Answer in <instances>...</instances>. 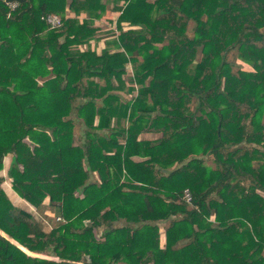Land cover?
Returning a JSON list of instances; mask_svg holds the SVG:
<instances>
[{
	"label": "trees",
	"instance_id": "1",
	"mask_svg": "<svg viewBox=\"0 0 264 264\" xmlns=\"http://www.w3.org/2000/svg\"><path fill=\"white\" fill-rule=\"evenodd\" d=\"M7 154L0 264H264V0H0Z\"/></svg>",
	"mask_w": 264,
	"mask_h": 264
},
{
	"label": "rangeland",
	"instance_id": "2",
	"mask_svg": "<svg viewBox=\"0 0 264 264\" xmlns=\"http://www.w3.org/2000/svg\"><path fill=\"white\" fill-rule=\"evenodd\" d=\"M116 15V13H113L112 14V17L114 18ZM105 18H102L100 20H97V24L100 26L101 30L102 31H108L109 29H115V19H112L111 22H107L106 19L104 20ZM116 33H118V30L115 29ZM90 46L91 47H96L97 50L99 51L103 46H104V39H100L98 40L97 44H96V41L94 38L91 39L90 41ZM81 48H85L86 47V44H83L80 46ZM230 58H234L235 59V54L233 52L230 53ZM238 62L241 64V66L243 68H250V65L248 63H243L240 59H238ZM236 60V61H237ZM131 74V73H129ZM129 84V82H128ZM136 92V90H133L131 91V93H121L123 96H126V97H130L131 95H134V93ZM74 118V121H75V133H76V136H79V135H82L81 134V131H83V123L81 122V119L80 118H77V117H73ZM159 134L157 132H142L140 135H139V138L140 139H154L158 136ZM134 159H142L143 157H139V156H133ZM207 162H211V158L207 157L206 158ZM4 165L2 167V169L0 170V173H2L4 175V179L5 181L3 182L4 185H6V183H8V181L10 182V178L9 176L6 174L7 172V168L10 164V156L7 155L6 156V159L4 160ZM11 183V182H10ZM3 188V187H2ZM4 189V188H3ZM47 201V199L45 200ZM22 207L28 209L31 213H33L36 217L40 218L42 220V223H43V226H44V229H49L50 227L52 226H55V225H58L60 223H62V219L61 217L58 218L57 216L59 215H55V213L50 209H47L45 211V214L42 212L41 214H39L37 212V210L31 205L29 204L26 200H23V204H21ZM163 231V230H162ZM97 230H96V234H97ZM162 241H163V235H162ZM21 248H23L21 246ZM26 251V250H25ZM27 253V252H26ZM30 255H35V256H43V257H49L50 256H46V255H42V254H38V253H30ZM54 259L56 260H67V261H70L72 263H75V264H82L83 262L81 261H72L70 259H67V258H60V257H55Z\"/></svg>",
	"mask_w": 264,
	"mask_h": 264
},
{
	"label": "crops",
	"instance_id": "3",
	"mask_svg": "<svg viewBox=\"0 0 264 264\" xmlns=\"http://www.w3.org/2000/svg\"><path fill=\"white\" fill-rule=\"evenodd\" d=\"M7 155H9V154H7ZM6 155V156H7ZM6 156H5V158H4V160L6 159ZM10 156V155H9ZM10 160H11V156H10ZM2 174V173H1ZM6 174H7V172H6ZM3 175V174H2ZM4 176V175H3ZM4 181H5V179H4ZM3 181V182H4ZM1 183V186L4 188V190H5V192H6V194L8 195V197L10 198V200L14 203V204H16V205H19V206H21V204H23V198L21 197V196H19L17 193H16V191H14V189L12 188V186H11V183L8 181V183H6V185H4V183ZM24 251L26 250L25 248H22ZM25 252H27L28 254H30V252H28L27 250L25 251Z\"/></svg>",
	"mask_w": 264,
	"mask_h": 264
},
{
	"label": "built area",
	"instance_id": "4",
	"mask_svg": "<svg viewBox=\"0 0 264 264\" xmlns=\"http://www.w3.org/2000/svg\"><path fill=\"white\" fill-rule=\"evenodd\" d=\"M47 22L50 24L51 27L58 26L60 24V18L56 14H49L47 16ZM185 198L187 200H191V193L188 188L184 189ZM60 218V216H57Z\"/></svg>",
	"mask_w": 264,
	"mask_h": 264
}]
</instances>
